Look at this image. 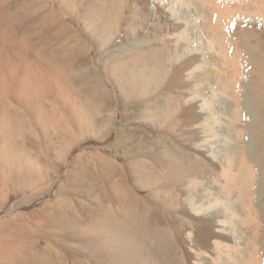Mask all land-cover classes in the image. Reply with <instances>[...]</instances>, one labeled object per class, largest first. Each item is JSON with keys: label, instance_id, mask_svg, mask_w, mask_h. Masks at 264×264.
<instances>
[{"label": "rangeland", "instance_id": "obj_1", "mask_svg": "<svg viewBox=\"0 0 264 264\" xmlns=\"http://www.w3.org/2000/svg\"><path fill=\"white\" fill-rule=\"evenodd\" d=\"M105 1L110 0H0V264H153L150 256L140 253L137 240L123 248L100 246L102 241L95 242V232L88 230L95 210L101 206L116 210L122 192L137 195L148 205L151 226L167 228L179 223L178 210L170 206L180 198L181 183L161 180L159 190L154 186L141 189L138 185L144 181L135 179L132 168L144 176L148 170L162 175L165 149L158 136L163 134L168 141L170 137L172 143L182 138L166 137L163 124H153L138 113L142 100L128 99L130 94L119 87L112 67L121 47L132 41L129 24L134 20L127 17L135 18V14L132 5L128 12L116 6L115 30L111 41L104 43V25H95L90 16ZM107 13L100 14L102 23L109 21ZM142 21L144 34L158 29L157 18L144 14ZM252 31L264 45L263 27L253 25ZM240 33L237 28L234 39ZM92 71L111 90L115 100L111 110L99 113L96 109ZM32 75L37 77L36 85H42V94L35 95L39 89L29 86ZM247 132L232 133L237 144L230 154L235 167L241 164L243 139L251 137ZM261 135L248 138L255 148L264 143ZM99 155L115 158L120 168H110ZM262 164H256L257 180L251 190L257 193L253 204L259 213L258 225L249 220L247 203L238 191L225 188L223 177L216 175L215 191L222 201L229 200L238 208L239 220L228 223L235 234L224 241L228 250L209 242L200 247L198 264H233L230 256L247 259L256 235L264 249V187L257 188ZM51 210L60 212L67 224L50 242L39 231L44 230L41 221ZM182 234L189 242L190 237Z\"/></svg>", "mask_w": 264, "mask_h": 264}, {"label": "bare ground", "instance_id": "obj_2", "mask_svg": "<svg viewBox=\"0 0 264 264\" xmlns=\"http://www.w3.org/2000/svg\"><path fill=\"white\" fill-rule=\"evenodd\" d=\"M101 5L91 12L90 19L94 24L104 25V43L111 41L115 30L112 17L116 6L128 12L127 7L132 5L130 10L135 14V18L127 17L134 20L129 24L132 41L121 47L118 58L114 57L112 69L117 73L119 87L130 94L128 99L142 100L140 115L153 124H163L166 137L175 134L185 143L182 140L172 143L170 137L171 142L160 133L158 138L165 149L161 154L164 158L161 160L166 162L164 173L159 175L155 170H148V175L144 176L139 169L132 168L135 179L141 177L144 181L138 185L141 189L154 186L155 190L163 184L161 180L181 183L180 194H177L180 198L174 199L170 206L178 210V224L167 228L151 226L148 205L137 195L122 192L116 210L103 206L95 210L88 230L95 232V242L102 241L100 246L123 248L137 240L140 253L150 256L153 264H198L200 247L209 242L223 251L228 250L224 241L235 235L228 223L239 220L238 208L229 200L222 201L215 191L217 174L223 177L225 188L233 187L229 190L238 191V196L247 203L249 220L258 225L259 213L253 204L256 191L251 190L257 180L256 164L261 162L257 188L263 190L264 187V143L255 148V142L249 139L264 135V45L252 26L261 25L264 29V0H110ZM107 5L108 10H105ZM102 11L107 14L110 11L109 21L105 23L101 22ZM144 14L158 19V29L154 28L151 34L143 32ZM237 28L241 33L234 39L233 32ZM36 78L32 75L28 79L29 86L39 89L35 95L40 94L42 86L36 85ZM90 81L95 86L94 104L98 112L111 110L115 100L106 82L95 71ZM102 119H106L104 114ZM233 131H248L251 136L240 145L244 152L239 167L232 164L230 156L237 147ZM98 158L112 169L120 168L115 158L103 155ZM74 175L75 171L70 174L72 180ZM262 210L264 212V204ZM59 214L56 210L47 211L41 221L44 230L39 234L45 232L50 242L58 238L56 234L67 224ZM182 233L190 237L189 242H185ZM262 246L256 235L247 259L228 258L233 259V264H264Z\"/></svg>", "mask_w": 264, "mask_h": 264}]
</instances>
